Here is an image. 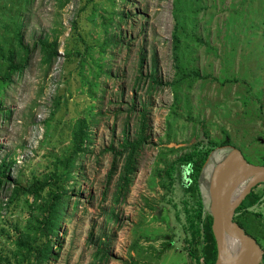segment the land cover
I'll return each instance as SVG.
<instances>
[{
	"label": "rangeland",
	"instance_id": "obj_1",
	"mask_svg": "<svg viewBox=\"0 0 264 264\" xmlns=\"http://www.w3.org/2000/svg\"><path fill=\"white\" fill-rule=\"evenodd\" d=\"M22 22L30 45L57 37L59 56L47 67L39 48H32L25 72L4 88L9 112H0V162H14L12 179L0 186V264L33 259L31 248L20 251L17 239L35 218L26 204L34 196L10 204V181L49 171V148L59 152L69 144L71 125L82 116L91 118L89 138L77 155L71 198L42 264H190L184 225L198 202L209 211V179L227 145L252 163L264 160V0H69L61 8L57 0H33L22 10ZM177 22H189L180 59L173 55ZM114 33L117 40L109 39L101 60L110 75L86 84L105 36ZM191 68L202 76L177 82L181 69ZM225 131L232 143L209 153L196 178L200 190L185 164L171 174L169 188L161 184L160 175L190 144L220 141ZM139 132L144 138L138 147L126 151L121 144ZM129 153L134 170L123 179ZM252 191L234 220L247 208L264 225V183ZM253 234L264 250V231Z\"/></svg>",
	"mask_w": 264,
	"mask_h": 264
},
{
	"label": "trees",
	"instance_id": "obj_2",
	"mask_svg": "<svg viewBox=\"0 0 264 264\" xmlns=\"http://www.w3.org/2000/svg\"><path fill=\"white\" fill-rule=\"evenodd\" d=\"M33 0H0V112L8 114L9 109L3 108L5 99L4 91L5 86L11 85L15 81L16 75H21L25 72L28 61L32 55V48H39L42 55V62L50 67L55 60L58 58V41L57 37L49 40L47 36L43 38H38L32 45L25 41L23 36V22H22V10ZM59 2V8L66 5L69 0H57ZM186 1V0H179ZM191 5L196 2V0H188ZM191 23L195 22V19H190ZM177 22L173 29V55L174 58H179L182 55V35L187 36L186 25L189 23ZM106 39L101 46V55L94 57L92 65L88 73L84 76L86 84L95 85L97 83V77L100 74L110 75V72L105 69L106 63L102 62V58L105 57L106 47L110 44L109 39L117 40L118 35H106ZM198 39V38H197ZM201 41L198 39L197 42ZM92 47H87L86 51H89ZM81 56V61H84V53L82 54L79 50L76 52ZM66 54V53H65ZM70 52H68V55ZM182 64L180 68H182ZM195 68V67H194ZM190 69L186 71L181 69V74L177 82H183L187 80L188 76H194L198 78L202 76L200 72L196 69ZM179 74V73H178ZM207 76V75H203ZM152 79V83H157V79L151 73L149 76ZM176 81L172 84L176 85ZM93 114V111L91 112ZM144 117V115H143ZM50 118L46 122L48 126H51ZM144 122V121H143ZM91 118L88 116H82L77 119L73 126L71 132V139L69 144L64 143L60 146L59 152L55 151L53 148H49V155H46L48 159H54V164L49 166V171L45 172L42 176L33 172V177H31L27 182H21L19 179L15 178L10 182H13L14 186L9 197V202H18L20 197L33 195V201H28L29 206H33L30 210V215L34 212L35 218L33 222L28 223L22 227L27 228L20 237L17 239L18 248L20 251L26 252V249L31 248L33 259L30 264H42L43 260L51 254V248H53V233L58 230L61 224L62 212L65 203L70 201V194H68L71 186V180L74 177V165L79 152L83 151V145L86 139L89 138L88 132L90 129ZM205 133V132H204ZM144 138L143 132H139L137 138L133 141H128L127 139L121 144V146L130 153L138 147L137 143ZM232 143L229 141V134L225 131L224 138L222 140H210L198 141L190 144V151L181 154L179 158L168 164V168L164 170L165 175H160L161 184L169 188L172 185L174 176L173 174L179 164H185V168H190L193 173L190 174L191 179L194 181V187L199 188L200 185L196 181V178L200 175V170L204 164L207 156L212 152L218 145H227ZM229 145V144H228ZM118 152V151H117ZM116 152V153H117ZM128 154L126 163L124 165V175L123 179L128 178V174L134 170L131 166L132 154ZM13 160L6 161L2 160L0 162V186L7 183L12 179L8 172V169L12 166ZM264 164V160L262 162ZM165 176L169 177L167 179ZM171 183V184H170ZM185 183V182H184ZM193 190V188H191ZM1 190V188H0ZM200 190V189H198ZM41 192L43 195H41ZM252 191L248 197L253 194ZM199 195L201 193L199 192ZM256 200V199H255ZM202 201V200H201ZM256 202V201H254ZM1 203V200H0ZM253 203V202H251ZM203 202H198V206L194 209L193 214L187 217V224L184 225V230L186 232V249L187 255L190 259V264H197L199 260H204L205 264H215L217 256L216 241L212 232V216L208 210L205 212ZM241 214L236 216V221L242 226L247 233H251L252 236H258V234H253L257 230L264 231V225H257L256 220L258 218L253 215L254 213L249 209H241ZM239 209H237V212ZM243 213V216H242ZM252 214V215H250ZM29 215V216H30ZM257 215V214H256ZM258 216V215H257ZM253 222L256 224L254 226ZM34 228H32V227ZM17 227V232L19 229ZM250 234V235H251ZM30 236L32 238L33 244H30L27 239ZM264 239V235H263ZM28 258L31 257L28 255ZM203 258V259H202Z\"/></svg>",
	"mask_w": 264,
	"mask_h": 264
},
{
	"label": "water",
	"instance_id": "obj_3",
	"mask_svg": "<svg viewBox=\"0 0 264 264\" xmlns=\"http://www.w3.org/2000/svg\"><path fill=\"white\" fill-rule=\"evenodd\" d=\"M227 146L228 151L212 169L208 185L209 212L217 246L215 264H261L263 248L234 218L236 209L253 188L264 183V164L252 163L238 147Z\"/></svg>",
	"mask_w": 264,
	"mask_h": 264
},
{
	"label": "bare ground",
	"instance_id": "obj_4",
	"mask_svg": "<svg viewBox=\"0 0 264 264\" xmlns=\"http://www.w3.org/2000/svg\"><path fill=\"white\" fill-rule=\"evenodd\" d=\"M241 188V187H240Z\"/></svg>",
	"mask_w": 264,
	"mask_h": 264
},
{
	"label": "flooded vegetation",
	"instance_id": "obj_5",
	"mask_svg": "<svg viewBox=\"0 0 264 264\" xmlns=\"http://www.w3.org/2000/svg\"><path fill=\"white\" fill-rule=\"evenodd\" d=\"M257 240V239H256Z\"/></svg>",
	"mask_w": 264,
	"mask_h": 264
}]
</instances>
